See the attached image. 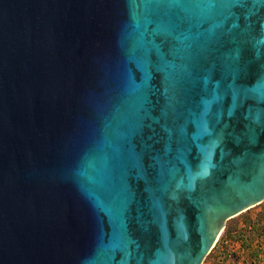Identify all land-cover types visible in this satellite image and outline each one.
<instances>
[{"label": "water", "instance_id": "1", "mask_svg": "<svg viewBox=\"0 0 264 264\" xmlns=\"http://www.w3.org/2000/svg\"><path fill=\"white\" fill-rule=\"evenodd\" d=\"M263 175L264 0H0V264H199Z\"/></svg>", "mask_w": 264, "mask_h": 264}, {"label": "flooded vegetation", "instance_id": "2", "mask_svg": "<svg viewBox=\"0 0 264 264\" xmlns=\"http://www.w3.org/2000/svg\"><path fill=\"white\" fill-rule=\"evenodd\" d=\"M264 177V175H263ZM234 198H238L237 196H234ZM264 201V198L262 201H260L259 203L248 207L247 209L243 210L242 212H240L237 215H241L240 216V223H239V228L240 229H247L248 231H252L253 228L250 225H246L245 224V220H246V215L248 217H250L251 219H259V223H258V227H260V229H258L257 233L255 234L254 232V237L252 240H248L247 237V232L245 230L242 231V238L241 240L238 241V246L240 248V253H239V258L242 261L243 264H253L255 263V261H258L260 257L264 258V217L261 218L259 217V213L261 212V207L259 206L260 203H262ZM255 206H259V207H255ZM222 219L218 214L215 213H211L209 215V219H208V226L210 227L211 233L212 235L214 234V232H217L218 228L221 225ZM224 226L219 230L218 235L216 237V239L214 240L212 246L210 247V249L208 250V252L205 254V256L203 257V259L200 261L199 264H202V262L204 261V259L206 258V256L210 253L211 249L213 248V246L215 245V242L217 241L218 237L220 236L221 232L223 231ZM194 246V250L193 253L197 254L199 252V243ZM258 252L257 256H253L252 257V252L253 251ZM191 264H194L193 262Z\"/></svg>", "mask_w": 264, "mask_h": 264}, {"label": "rangeland", "instance_id": "3", "mask_svg": "<svg viewBox=\"0 0 264 264\" xmlns=\"http://www.w3.org/2000/svg\"><path fill=\"white\" fill-rule=\"evenodd\" d=\"M236 217L237 215H234L233 217L225 219L223 224L224 228ZM222 234L223 231L202 264H243L239 258L240 248L238 242L232 237L223 238L221 237ZM253 264H264V258L260 257L259 260L255 261Z\"/></svg>", "mask_w": 264, "mask_h": 264}, {"label": "trees", "instance_id": "4", "mask_svg": "<svg viewBox=\"0 0 264 264\" xmlns=\"http://www.w3.org/2000/svg\"><path fill=\"white\" fill-rule=\"evenodd\" d=\"M259 206L262 209L261 212L259 213V217L263 218L264 217V201L262 203H260ZM240 216L241 215H237L236 218L231 220V222L226 225V227L223 230V234H222L221 237H223V238L232 237L234 240H236L238 242L242 238V236H241L242 231L245 230L247 232V237L246 238L248 240H252L253 239L254 232L256 234L258 229H260V227H258L259 219L258 218L256 220L255 219H251L250 217H248L246 215L245 224L246 225H250L253 228L252 231H248L247 229H240L239 228ZM251 254H252V257L253 256L256 257L258 252H256V251L254 252L253 251Z\"/></svg>", "mask_w": 264, "mask_h": 264}]
</instances>
